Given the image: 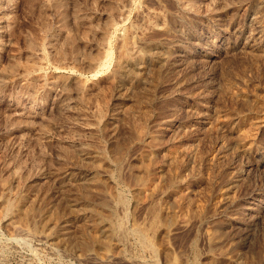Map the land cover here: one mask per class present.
<instances>
[{
	"label": "rangeland",
	"instance_id": "374dc122",
	"mask_svg": "<svg viewBox=\"0 0 264 264\" xmlns=\"http://www.w3.org/2000/svg\"><path fill=\"white\" fill-rule=\"evenodd\" d=\"M0 264H264V0H0Z\"/></svg>",
	"mask_w": 264,
	"mask_h": 264
},
{
	"label": "bare ground",
	"instance_id": "6f19581e",
	"mask_svg": "<svg viewBox=\"0 0 264 264\" xmlns=\"http://www.w3.org/2000/svg\"><path fill=\"white\" fill-rule=\"evenodd\" d=\"M133 58L136 59V61H137V58H136V57H133ZM134 59L131 58V59L129 60V63H127V64H128V65H129V64H130V65H131V64H134V63H135V60H134ZM138 59H139V58H138ZM125 67H126V66H125ZM122 68H123V67H122ZM133 70H134V69H133ZM133 70H132V67H131V69H130L129 66H127L126 68H123V69L118 73V75H119L120 78H126L127 76L130 75V72L133 71ZM135 72H137V70H136ZM131 73H132V72H131ZM117 78H118V77H117ZM117 78H116V79H117ZM158 79H159V78H158ZM92 161H93V160H92ZM151 177H152V176H151ZM148 185H149V184H146V187H149ZM121 202H122V200H121ZM124 202H125V201H124ZM14 208H15V207H14ZM10 211H11V210H10ZM117 228H119V227H117ZM36 229H37V228H36ZM48 229H49V228H48ZM23 230H24V229H22V231H23ZM121 230H122V229H121ZM121 230H119V231H121ZM136 231H137L138 234L140 235L141 239L145 241V239H144V237H145V236H144V234H145L144 231H143L142 229H140V227L137 228ZM89 232H90V231H89ZM137 232H136V233H137ZM17 234H18V233H17ZM50 236H52V237H53V236H54V237L56 236V237H57V236H58L57 231H51L50 234H49V237H50ZM59 236H60V235H59ZM50 238H51V237H50ZM59 238H60V240H61V237H59ZM145 238H146V237H145ZM56 239H57V238H56ZM63 239H64V237H63ZM146 241H148V240L146 239ZM109 243H110V242H109ZM150 244H151V242H150ZM150 244H149V245H150ZM151 247H152V244H151Z\"/></svg>",
	"mask_w": 264,
	"mask_h": 264
}]
</instances>
